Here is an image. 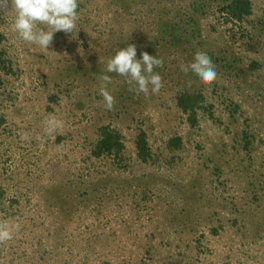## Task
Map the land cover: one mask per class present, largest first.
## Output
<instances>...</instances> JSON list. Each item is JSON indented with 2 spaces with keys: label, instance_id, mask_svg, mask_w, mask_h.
I'll list each match as a JSON object with an SVG mask.
<instances>
[{
  "label": "rangeland",
  "instance_id": "rangeland-1",
  "mask_svg": "<svg viewBox=\"0 0 264 264\" xmlns=\"http://www.w3.org/2000/svg\"><path fill=\"white\" fill-rule=\"evenodd\" d=\"M108 2L81 0L76 29L56 32L48 50L23 41L12 28L14 10L0 8L7 56L19 64L7 91L8 96L14 90L17 98L0 96V108L8 115L7 128H0V186L5 192L0 222L20 225L13 239L0 245V264H264V142L255 143L256 153L240 148L222 157L223 152L206 149L212 159L203 157L188 142L173 89L137 95L128 90L125 77L122 82L116 73H106V62L88 72L96 80L81 87L85 97L62 93L49 105L46 67L60 65L61 71L67 62L83 64L85 59L91 69L98 58L106 61L112 31L136 46L143 42L148 52L151 35L140 26L148 9L120 13ZM151 6L157 0H148L146 7ZM250 20L241 27L220 24L217 31L211 17L204 20L202 38L230 49L223 63L231 64L230 76L217 74L205 83L206 91L214 87L220 95L238 86L252 90L264 85V0H253ZM168 57L167 64L173 54ZM252 61L261 66L249 70ZM103 74L112 77V111L105 109L100 94ZM35 91L42 99L35 98ZM253 99L244 97L249 113ZM15 107L20 108L16 115ZM224 108L217 98L216 114ZM49 116L62 127L46 134L42 121ZM207 122L205 117L204 126ZM106 124L122 132L125 149L118 157L97 158L91 149ZM140 129H146L154 152L148 162L137 156ZM177 131L184 134V146L171 150L166 141ZM60 134L65 139L59 143ZM235 140L240 136L233 129L227 141Z\"/></svg>",
  "mask_w": 264,
  "mask_h": 264
},
{
  "label": "trees",
  "instance_id": "trees-1",
  "mask_svg": "<svg viewBox=\"0 0 264 264\" xmlns=\"http://www.w3.org/2000/svg\"><path fill=\"white\" fill-rule=\"evenodd\" d=\"M147 1L109 0L108 3L115 6V10L120 11V13L128 8L130 10L138 8L142 11L148 9V11H145L148 12V15L146 14L148 19L140 23V26L148 31V36L151 35V38L147 40L149 43L147 50L149 54L163 59V66L156 68L155 71L162 77L163 87L161 90L167 86L168 89H173L174 91V100L181 111L182 122L185 125L183 130L186 133L188 131V135H190L188 142H194L199 152L203 154V157L206 156L208 158H211V152L205 151L206 149H210L211 151L213 149L216 153L219 152L220 154L223 152L222 157H225V153L235 154V151L240 148H245L248 154L251 151L252 153H256L258 147H255V143L264 142V85L253 87L254 89L252 90L251 88L242 89L238 86V90L235 92L229 94L220 92V95H217V90L214 87L212 91H206L205 83L200 81L191 72L185 74L181 70V65H187L193 61L197 51H204L215 64L217 74L228 78L230 76L231 64L226 65L223 61H225L230 49L220 47L218 40L202 38L205 29L204 20L212 18L214 24H211V27L214 31L218 30L217 27L220 24L225 23L241 27L243 23L251 21L253 0H157V6H151L152 9L146 7ZM78 4L77 11L80 14L79 7L81 6V0H78ZM222 17L225 20H222ZM260 23L263 22L261 21ZM261 31L264 33V27ZM119 35L120 32L115 31L114 33L112 31L110 37L107 38L106 42L112 46V52L109 50L111 55L105 57V62H107L109 57L114 55L115 50L119 46L126 47L128 44H131L130 39L120 37ZM146 39L147 35L142 37V40ZM7 41V33L0 30V96H3L4 99L5 95L6 98L13 97L16 99L14 90L13 94L10 92V95L7 96L9 85L13 83L9 76L14 75L17 77L19 75V64L13 57L9 58L7 56L5 48ZM142 45L144 43L141 41L137 43V59H142L141 52L146 48L145 45ZM171 53L173 57L167 64V58L170 59L168 56ZM71 61L70 64L69 62L64 64L61 71L60 65L54 70H52V66L46 67L47 72L45 77L47 79L45 84L51 85L50 89H48L49 105L57 102L63 94L85 97V93L81 90V87L83 89L84 84L93 83L96 80L95 75L93 76L88 72L97 70V65H100L99 58L97 63L93 62L91 69L89 65L84 66V64L88 63L85 59L82 61L83 64L76 59ZM218 64L221 67L217 66ZM259 66H261L259 62L252 61L249 64V70L254 71L253 69H258ZM116 77L118 79L121 78L122 82H124L122 79L124 77L117 74ZM230 79L235 80L236 76ZM199 84L201 87H198ZM240 85L245 87L244 82ZM117 92H119L118 89L115 90V93ZM39 94L38 92L35 93V98L41 97ZM246 95L248 97L254 96L250 104L252 107L251 113L245 110L244 97ZM217 98H222L223 104H226V108L222 112H219V115L213 109ZM19 112L20 108L17 107L13 111V114L16 115ZM205 117L208 121L205 124L207 126H204ZM7 122V112L0 108V128H7ZM233 129L240 136V140H235L229 144L227 140L231 137ZM202 132L204 133L203 135H201ZM98 133L99 137L91 149L93 156L97 158L112 155L118 157L122 154L125 149V142L123 134L119 129L106 124L100 126ZM177 133L178 131L171 134L170 138H168L166 141L167 148L173 150L184 146L183 132L181 134ZM64 139L65 137L61 136V134L56 138L59 143ZM135 145L137 156L142 162H148L153 158L154 152L150 146L146 129L139 130L135 136ZM232 161L234 162L235 160ZM207 163L206 166L210 164V160ZM166 177H163L162 180L167 181ZM137 181L139 184H142L141 180ZM0 190H2L0 191V199H2L5 192L1 186ZM14 201L17 200L12 199V202Z\"/></svg>",
  "mask_w": 264,
  "mask_h": 264
},
{
  "label": "clouds",
  "instance_id": "clouds-1",
  "mask_svg": "<svg viewBox=\"0 0 264 264\" xmlns=\"http://www.w3.org/2000/svg\"><path fill=\"white\" fill-rule=\"evenodd\" d=\"M78 6V0H0V8L14 10L12 28L18 36L43 50H48L53 43L54 33L58 31L73 33L76 29V21L79 19ZM141 56L142 59H137V48L134 44L118 47L114 55L107 59L106 73H116L125 77L128 90L137 95L143 93L148 96L150 92L157 94L163 83L161 75L155 69L163 66V59L150 55L147 51L141 52ZM99 63L103 64L105 61L100 58ZM181 70L185 74L191 72L203 83H211L217 77L216 66L204 51H197L193 61L181 65ZM98 79L102 81L100 94L103 97L104 107L112 111L115 97L108 90L112 77L103 74ZM42 124L46 134H51L62 127V123L52 116L46 117ZM22 139L27 140V134ZM19 228V224L0 222V245L11 241L14 230L18 231Z\"/></svg>",
  "mask_w": 264,
  "mask_h": 264
}]
</instances>
